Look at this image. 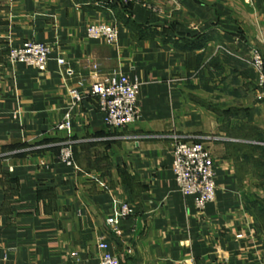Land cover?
I'll list each match as a JSON object with an SVG mask.
<instances>
[{
    "label": "crops",
    "instance_id": "obj_1",
    "mask_svg": "<svg viewBox=\"0 0 264 264\" xmlns=\"http://www.w3.org/2000/svg\"><path fill=\"white\" fill-rule=\"evenodd\" d=\"M131 1L0 0V264H99L100 240L120 264H264L248 205L261 191L249 51L264 53V0ZM90 24L114 25L115 42L88 39ZM25 41L51 46L44 68L8 61ZM113 72L141 84L123 128L90 91ZM176 140L214 161L202 210L177 187ZM65 144L71 166L56 158ZM121 203L133 212L110 226Z\"/></svg>",
    "mask_w": 264,
    "mask_h": 264
},
{
    "label": "built area",
    "instance_id": "obj_2",
    "mask_svg": "<svg viewBox=\"0 0 264 264\" xmlns=\"http://www.w3.org/2000/svg\"><path fill=\"white\" fill-rule=\"evenodd\" d=\"M122 1L126 3L129 0ZM86 36L88 39H101L111 45L117 38V31L114 25L90 24L86 28ZM251 50L250 61L257 74L258 86L263 89L261 95L264 97V55L259 50ZM51 52V46L46 43L25 41L19 47L9 48L7 57L13 65L21 63L42 69L47 64ZM58 63H63V59H58ZM140 86L139 82L130 81L120 72H113L91 85L90 91L98 100L99 110L104 114V124L107 127L123 128L138 119L137 100ZM69 125L66 119L58 125V129L68 128ZM56 158L67 166L73 165L70 146L66 144L61 146ZM172 170L180 192L185 196H192L199 210L214 201L216 190L214 161L202 143L176 140ZM132 212V207L121 203L106 222L110 226H115L119 219L130 216ZM97 247L101 252L99 264H120L118 257L110 252L107 242L100 240Z\"/></svg>",
    "mask_w": 264,
    "mask_h": 264
},
{
    "label": "rangeland",
    "instance_id": "obj_3",
    "mask_svg": "<svg viewBox=\"0 0 264 264\" xmlns=\"http://www.w3.org/2000/svg\"><path fill=\"white\" fill-rule=\"evenodd\" d=\"M117 1L125 3L122 0H115V1L110 2V3H116ZM130 2H132V1L129 0L128 2H126V4H128ZM175 5H177V2H175ZM116 31H117V29H116ZM251 49L252 50L256 49V50L260 51V49L257 46L251 47ZM249 53H250V51H249ZM262 54L264 55V53H262ZM250 59L251 58H250V55H249V64L252 67ZM254 72H255V70H254ZM255 84H256V88H257V90H258V92L260 94V97L264 99V97H262V95H261L263 89H261V87L258 86L256 72H255ZM256 153H257L256 175L258 177L257 190L260 189L261 191H260V195H257L255 199L252 198V199L249 200V204L248 205H249L250 209L253 211L254 217L257 218V221H258L259 225L264 228V148H261V147L260 148H256L255 151L253 150V151H251V153L249 152L248 154H256Z\"/></svg>",
    "mask_w": 264,
    "mask_h": 264
}]
</instances>
